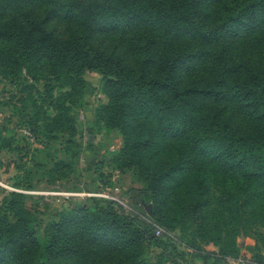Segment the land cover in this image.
<instances>
[{
  "label": "trees",
  "instance_id": "1",
  "mask_svg": "<svg viewBox=\"0 0 264 264\" xmlns=\"http://www.w3.org/2000/svg\"><path fill=\"white\" fill-rule=\"evenodd\" d=\"M52 21L67 23L68 35ZM86 70L100 75L107 98L95 123L122 139L111 163L143 183L132 203H150L149 220L177 229L204 263L238 257L236 238L252 235L264 264V0H0V74L24 71L44 80L47 95L67 86L64 99L80 101ZM57 107L22 122L35 137L61 131L71 146L73 117L65 102ZM98 198L66 200L42 237L25 194L7 192L0 264H162L143 255L145 245L177 251Z\"/></svg>",
  "mask_w": 264,
  "mask_h": 264
},
{
  "label": "rangeland",
  "instance_id": "2",
  "mask_svg": "<svg viewBox=\"0 0 264 264\" xmlns=\"http://www.w3.org/2000/svg\"><path fill=\"white\" fill-rule=\"evenodd\" d=\"M49 28L64 36L70 31L67 23L59 21H52ZM23 72L13 80L0 74V200L9 191L24 193V205L35 214V226L43 237L44 231L52 222L58 220L59 213L68 205L66 200H55L53 195L46 196L37 192L82 188L99 191L111 186L112 177L115 176L121 188V197L126 199L125 204L115 203L116 208L125 214L145 220L154 230L161 227L164 232L159 236L177 248L174 252L170 248L145 245L143 255L146 258L152 261L160 259L162 264L213 262V258L204 263L192 256V250L184 247L177 229L170 230L149 220L150 213L146 211V205L150 203L144 205L142 210L130 200L131 190H141L143 183L136 180L130 171H117L118 168L111 163V157L121 147V136L115 129L95 123L96 108L107 101L106 96L100 92V75L93 70L84 72L85 89L79 101L72 97L64 99L63 92L70 91L67 86L54 88L52 95H47L43 79L31 81ZM18 93L26 97V103H17L16 106V100L12 96ZM61 101L69 107V114L73 117L76 128L70 139L73 142L71 146L67 143L66 134L61 131L51 133L47 137L40 134L35 137L25 122H22L28 118V112L39 108L45 110L46 116H53ZM80 113L84 116L83 120L79 119ZM52 127L55 128L54 125ZM91 202L88 201L89 204ZM247 237L251 239V243L246 242L245 237L236 238L241 249L239 256L227 258L222 264H256L254 253L251 251L256 240L252 235ZM208 248L206 253L219 254L215 246L209 245ZM178 252H184V255H179ZM100 258L95 261L96 264L105 263Z\"/></svg>",
  "mask_w": 264,
  "mask_h": 264
},
{
  "label": "built area",
  "instance_id": "3",
  "mask_svg": "<svg viewBox=\"0 0 264 264\" xmlns=\"http://www.w3.org/2000/svg\"><path fill=\"white\" fill-rule=\"evenodd\" d=\"M79 119L83 120L84 116L82 113L79 115ZM83 136L85 137V133H83ZM37 193L43 194V195H53V198L55 200H81L88 197H99L106 200H109L111 202H114L116 204H125L126 199L121 197V188L117 183V180H115V176L112 177V184L111 186H108L106 188H103L102 190H52V191H39ZM164 232V230L161 227L155 228V234L161 235Z\"/></svg>",
  "mask_w": 264,
  "mask_h": 264
},
{
  "label": "water",
  "instance_id": "4",
  "mask_svg": "<svg viewBox=\"0 0 264 264\" xmlns=\"http://www.w3.org/2000/svg\"><path fill=\"white\" fill-rule=\"evenodd\" d=\"M152 206L151 204L146 205V211L148 212V214L151 212Z\"/></svg>",
  "mask_w": 264,
  "mask_h": 264
},
{
  "label": "crops",
  "instance_id": "5",
  "mask_svg": "<svg viewBox=\"0 0 264 264\" xmlns=\"http://www.w3.org/2000/svg\"><path fill=\"white\" fill-rule=\"evenodd\" d=\"M242 237H243V236H242ZM244 240H245L246 242H249V243H251V242H250V240H251V239H250V238H248V237H245V238H244Z\"/></svg>",
  "mask_w": 264,
  "mask_h": 264
}]
</instances>
